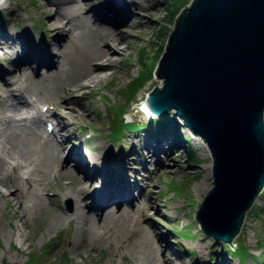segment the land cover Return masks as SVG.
Returning a JSON list of instances; mask_svg holds the SVG:
<instances>
[{"label":"bare ground","instance_id":"6f19581e","mask_svg":"<svg viewBox=\"0 0 264 264\" xmlns=\"http://www.w3.org/2000/svg\"><path fill=\"white\" fill-rule=\"evenodd\" d=\"M146 2L150 0H104L95 4L91 0H47V5L40 10L47 15L46 34H43L45 43L36 37V41L23 42L13 52L6 51L3 46L9 41L17 42L20 36L24 38L27 31L21 27V33L13 35L11 31H0V63L7 61L13 66L9 81H4V71L0 68V112L3 113L0 117V199L3 203L0 219L5 220L8 216L17 220L13 227L7 224L15 231L9 235L8 245L12 246L13 238L20 240L17 253L23 245L32 247L34 229L28 220H33L36 215L38 218L50 215L41 221V224L46 223L43 237L60 229L64 222L77 225L79 240L71 244L70 251L79 259L72 260L71 264L93 261L90 253L97 245L92 242L122 236L137 238L139 244L148 246L146 251H141L140 262L133 260L130 264H171L170 260L158 255L161 248L154 242V239L164 242L165 248L170 249L165 234L157 231L151 222L143 220L151 201L143 200L142 185L138 179L133 182L117 173H121L119 165L127 168L130 164H138L143 170L148 160L166 171L165 163L176 154L180 155L176 131L161 138L162 146L144 136L140 155L144 161L141 159L138 163L133 160L139 155L136 148L122 157L119 152L103 146L92 150L80 145H66L70 142L66 135L73 125L72 118L81 116V112L75 109V102L88 99L93 88L110 80L115 71L119 74L124 71L123 61L130 49L124 45L136 37L135 30L141 29L150 19L144 9ZM149 9L159 12L152 5ZM0 10L9 11L7 0L0 2ZM51 43L54 44L52 47ZM66 45L72 48L71 57L54 63L51 55L58 54L62 58ZM25 64L32 69L30 72L24 69L27 68L23 66ZM40 66L44 68L42 75L37 71ZM19 79H23L22 84ZM10 83L16 87L9 89ZM12 95L19 100L17 103L10 98ZM136 110L138 114V107ZM140 112L147 116L144 111ZM47 122L52 130L46 131ZM106 156L115 157V166H112L117 168L107 169ZM70 161L71 170L67 168ZM210 167V164L203 167V178L208 177ZM112 169L114 171H109ZM61 178L65 180L60 189L63 191L50 189L47 194L51 198H44L43 189L49 188L52 179ZM92 184L97 186L89 192ZM56 197L69 199L73 206L71 213L66 215L56 205ZM260 200L258 196L253 205ZM107 204L112 205L102 210ZM51 210H57V213L51 214ZM109 210L113 211L102 217ZM246 222L244 220V225ZM247 224L253 229V224ZM25 230H29V234ZM131 245L138 246L135 242ZM203 247V243L197 244L201 255ZM171 254L176 258L173 252ZM119 255L123 262L124 256ZM177 257L181 264H185L182 257ZM94 262L99 264V261ZM197 264L207 263L197 261Z\"/></svg>","mask_w":264,"mask_h":264},{"label":"rangeland","instance_id":"374dc122","mask_svg":"<svg viewBox=\"0 0 264 264\" xmlns=\"http://www.w3.org/2000/svg\"><path fill=\"white\" fill-rule=\"evenodd\" d=\"M79 1L82 2V0ZM100 2L102 3L104 0H91L93 4ZM7 3L9 11L0 10V31L2 30L5 33L11 31V35H13L21 33V30H19L21 27L25 32L29 33L26 32L24 38L20 36L17 42L9 41L8 45H4L3 48L6 51L13 52L23 42L36 41V37L45 43L43 34H46L44 29L47 28L45 27L47 15L46 12L40 10L47 5V0H7ZM190 3L191 0H150V2L144 3V9L149 14L150 19L143 26L141 25V29L135 30L134 35L136 37L130 38L128 40L129 43L124 45L125 48L126 46L130 48L123 61L124 71L120 74L119 71H115L110 80L93 88V93L88 99H81L75 102V109L81 112V116L72 118L73 125L69 127L66 135L70 142L66 143V145L67 147L72 145L78 147L80 145L92 150L100 148L97 146H103L106 149L119 152L122 157L126 156L132 148H136L139 151V155L133 160L138 163L141 159L144 161V158L140 157L143 152L144 136L147 135V138L152 142L161 145V138L172 135L171 131H176L175 136L180 155L177 156L176 154L170 158V161L165 163L166 171H162L164 168L161 169L159 166L151 164L149 160L146 163L147 167L143 170L140 169L138 164H130L127 168L123 165L122 167L117 165L121 169V173H117V175L124 174V177L133 182L138 179L142 185L143 200L151 201V205L144 212L143 220L154 224L158 229L157 231H162L170 247V249L165 248L164 242L154 239L155 244L161 248L158 255H162L164 260H170L171 264H181L177 260V256L182 257L185 264H197V261H205L207 264H264V191L258 195L261 199L260 202L255 205L252 203L244 217V220L247 221L246 224L244 225L243 220L238 234L231 241V244L235 242L242 244L248 251L249 255L241 256L243 260H240L239 256H232V253L228 250V244L222 241H215L205 235L194 219L198 205L201 204L204 196L213 185L211 167L208 177L203 178L205 172L203 167L207 164L212 166V158L206 144L198 136L191 135L172 116V113L166 114V116H170L167 120L171 121L173 119L175 124H165L163 131L158 134L152 135L150 131L142 132L134 128L135 131H124L123 137L121 136L122 138L119 141L109 139L112 127L115 126V123L110 121L111 111L114 106H122L124 123L133 121L136 124L135 126L138 127L147 124L151 125L145 116H142L140 112L136 113V106L129 110L127 109L130 105L143 101L146 94L153 87H162V82L152 72L156 68L164 50V44L168 37V32L173 27V19L179 10L178 8L181 9L184 5H190ZM149 5L155 6L156 9L158 8L159 12L151 11ZM53 14L54 12L50 15L53 16ZM52 45L54 44L51 43L50 47ZM71 53L72 48L66 45L63 48L62 58L58 54L51 55V58L54 59V63H57L59 60H68L71 57ZM23 66H27L24 69L29 72L32 70L29 65L25 64ZM0 68L4 71V81L11 80L9 72L13 69V66L7 61H3L0 63ZM43 70L42 66L38 67V75H42L44 73ZM150 73H152L151 77L147 79ZM138 75L143 84L134 92L127 104L124 91ZM22 81L23 79H19V83L22 84ZM7 87L11 89L15 88L16 85L10 83ZM9 94L10 92H7V95ZM10 98L14 103L19 101L15 98V95ZM40 106L41 108L44 107V105ZM2 114L1 111L0 117H2ZM43 124H41L42 129L44 127ZM49 124L47 122L46 126ZM169 125L175 127V129H169ZM135 136L137 139L133 140ZM184 137L187 138V141H185ZM160 157L163 158L162 155ZM105 160L108 161L106 164L107 169L115 166V157L106 156ZM70 163L71 161L68 162L67 168L71 170L73 166ZM64 183L65 180L62 178L52 179L49 188L47 190L43 189L45 190L42 191L43 197L51 198L47 192L50 189L54 191L62 189ZM95 186L97 185L92 184V188H89L88 191L95 189ZM55 200L56 205L66 215L71 213L73 206L69 199L56 197ZM111 205L107 204L102 210L111 207ZM2 206L3 203L0 199V212H2ZM51 211V214L57 213V210ZM112 211L105 212L102 217ZM4 212L6 213V211ZM47 217H50V215H43L41 218L36 215L33 220H28L30 227L34 229L31 237L32 247L27 248L23 245L20 253L16 252L20 248L19 239L13 238L11 241L12 246L8 245V237L15 231L10 229L7 224L10 223V226L13 227L17 220L8 216L5 217V220L0 219V226H2L0 232V259L2 258V262L0 261V264H71L72 260L77 261L79 258L70 251L71 244L79 240L77 225L72 222H64L60 229H55L51 234L43 237L46 223L45 225L41 224V221L43 218L46 220ZM247 223L253 224V229ZM25 232L29 234V230H25ZM178 233H186L187 238H181L176 241ZM127 238L122 236L115 239L112 237L92 242L97 245V248L90 253L93 261L89 260L87 264H95L94 260L99 261V264H130L133 260L139 263L141 251H146L148 246L142 245V243L140 245L137 242V238L131 236ZM133 242L138 244V246H132ZM198 243L204 244L202 255L197 248ZM118 250L124 256L123 262L120 260ZM171 252L176 255V258ZM82 254L85 255L84 252Z\"/></svg>","mask_w":264,"mask_h":264},{"label":"water","instance_id":"95a60500","mask_svg":"<svg viewBox=\"0 0 264 264\" xmlns=\"http://www.w3.org/2000/svg\"><path fill=\"white\" fill-rule=\"evenodd\" d=\"M182 9L155 68L162 87L127 110L172 113L206 144L213 185L194 219L230 246L264 186V0H191Z\"/></svg>","mask_w":264,"mask_h":264},{"label":"trees","instance_id":"16d2710c","mask_svg":"<svg viewBox=\"0 0 264 264\" xmlns=\"http://www.w3.org/2000/svg\"><path fill=\"white\" fill-rule=\"evenodd\" d=\"M178 9H180V8H178ZM181 10L183 11L184 9L181 8ZM181 12H179L178 14H180ZM177 17L175 19H177ZM152 73L155 74V71H153ZM152 73L149 74L147 79L151 77ZM142 84H143V82H141L139 75L137 78L133 79L130 82V86L128 88H126L124 91V93H126V103L127 104L129 103L134 92L138 88H140L142 86ZM123 114H124V110H123L122 106L117 105V106H114L112 108L110 121H113L115 123V126L112 127V132H111V136H109V139H112L114 141H119L122 138L121 136L123 135L124 131H132V130H134V128H137V131H140V130L146 131L147 130V131L158 134L159 132L163 131L162 129L165 128V124H167V125H168V123L175 124V121L173 119H171V121L167 120V118L170 116L164 115L162 117H159V119H157L154 123H151V125L145 126L146 128H144V127L142 128V127L135 126L134 124H131V123H124ZM169 129H175V127H172L169 125ZM184 139H185V141H187L186 137H184ZM263 191H264V186H263ZM179 236L182 238L187 237V235L185 233L184 234L179 233ZM228 250L232 253V256H234V257L239 256V259L241 258L240 260H243L242 257L249 255L247 249L242 244L237 243V242L230 244V246H228Z\"/></svg>","mask_w":264,"mask_h":264},{"label":"snow or ice","instance_id":"6c2138e0","mask_svg":"<svg viewBox=\"0 0 264 264\" xmlns=\"http://www.w3.org/2000/svg\"><path fill=\"white\" fill-rule=\"evenodd\" d=\"M0 2H2V0H0Z\"/></svg>","mask_w":264,"mask_h":264}]
</instances>
